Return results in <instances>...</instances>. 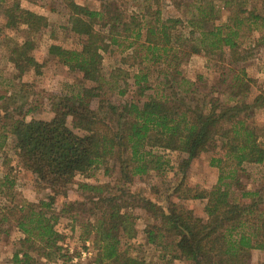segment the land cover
Here are the masks:
<instances>
[{"label":"trees","instance_id":"obj_1","mask_svg":"<svg viewBox=\"0 0 264 264\" xmlns=\"http://www.w3.org/2000/svg\"><path fill=\"white\" fill-rule=\"evenodd\" d=\"M65 1L69 15L62 30L76 44L51 45L47 55L80 74L82 87L74 95L53 97L48 120H28L31 108H10L15 93L0 96V149L12 140L20 168L33 177L36 194L42 193L28 202L9 173L0 176L1 233L5 238L12 230L19 235L11 263L71 261L62 247L67 237L58 229L66 218L70 232L78 230L79 240L91 244V264H150L129 254L137 236L133 212L138 210L151 220L143 230L144 243L159 254L161 264H249L251 251L260 252L264 264L261 191L242 188L238 179L244 166L264 163V127L256 131L251 126L264 108V91L247 101L255 82L241 67L252 57V48L243 45L254 33H260L255 45H264V13L246 10L241 0H191L182 20L163 18L160 0H132L129 13L113 2L90 10ZM225 9L228 15L218 23ZM2 14L7 27L25 26L37 33L48 26L44 17L18 4L5 6ZM106 52L136 67L131 85L143 101L105 98L128 76L120 69L104 76ZM11 53L18 77L39 68L25 42ZM196 55L224 64L214 85L218 89L201 94L203 77H184L183 66ZM117 94L123 96L124 90ZM94 99L96 109L91 108ZM166 152L185 158L177 168L182 176L167 191L164 206L129 187L151 172L162 173L169 165ZM204 154H210L208 165L219 171L209 190L188 183L184 175L190 162ZM95 171L116 178L112 183H75L76 176ZM74 185L82 201L68 199ZM186 201L202 202L204 217L195 215Z\"/></svg>","mask_w":264,"mask_h":264},{"label":"rangeland","instance_id":"obj_2","mask_svg":"<svg viewBox=\"0 0 264 264\" xmlns=\"http://www.w3.org/2000/svg\"><path fill=\"white\" fill-rule=\"evenodd\" d=\"M77 5L85 6L90 10H101L105 3L113 2L121 10L131 12L134 9V2L132 0H72ZM161 13L163 18L178 17L185 20L187 12L186 6L191 0H160ZM245 2L246 10H254L257 14L264 13V0H241ZM173 2L179 4L176 7ZM65 0H5L0 4V96L15 93L13 104L9 107H22V110L27 108L33 109L27 119L33 118L35 120H48L52 116L51 104L53 97L70 96L78 92L82 87L81 76L75 71H70L59 65L55 60L47 55V50L51 45H58L64 48L74 47L76 39L63 31L67 25V17L69 9L66 6ZM135 3H140V0H135ZM18 4V7L25 9L33 14L42 16L46 19L48 26L42 32L33 33L25 26L7 27L3 21V9L5 6H12ZM218 4L217 1L215 3ZM219 6V5H217ZM228 15V11L220 12L219 22H224ZM217 23V24H218ZM206 26H209L206 25ZM186 29L180 28V31L185 33ZM260 33H254L250 40L244 43L243 48H252L248 59L241 67L244 68L247 76L255 83L251 86V94L247 101L252 102V99L258 95L259 91H264V45H255V39H258ZM27 44V55L31 56L39 65V68L28 69L21 77H18L9 59L13 56L11 51L23 44ZM123 57L116 54L106 52L103 54L101 69L104 76L107 78L108 73L116 69L122 70L128 76L123 80L117 81V86L105 93V98L108 100H121L122 102L129 101H143V97L137 96V91L132 87V76L136 72L135 66H130L131 62L121 61ZM213 61H207L203 55L192 56L183 66L182 72L186 79L193 81L196 76H202V83L199 85L201 94H206L214 86L220 69L224 65L215 64ZM208 64V65H207ZM126 84V85H124ZM198 88V87H197ZM218 89V87H216ZM124 90V95L119 96L117 92ZM149 92L145 93V96ZM52 100V101H51ZM97 99L92 100L91 108L96 109ZM251 126L256 131H261L264 127V108L255 114L251 120ZM77 133V132H76ZM79 133V132H78ZM163 156L168 160L169 165L162 173L151 172L142 179H135L130 185L129 190L136 194L144 195L153 202L166 206L167 191L171 189L181 178L182 174L178 173V165L181 160L185 158L184 155L178 153H163ZM210 154H204L198 158L193 159L189 167L186 169L184 175L188 183L197 185L203 189L209 190L217 183L219 171L208 165ZM9 173L15 181V187L19 194L22 195L21 190L28 197L34 196L36 199L40 195L36 194L34 190V179L31 175L24 172L18 160L12 151V140L9 139L3 148L0 149V176ZM116 178V174L105 176L101 171H95L89 176H76L75 183L85 182L89 184H103L112 183ZM238 179L242 188L252 191H261L262 207L264 208V163L261 165H246L243 171L238 175ZM39 196V197H38ZM82 195L76 190V185L70 187L68 191L69 200L82 201ZM184 204L190 208L195 215L204 217L203 203L199 201H186ZM136 216L135 229L137 236L130 242L129 254L135 256L146 263L161 264L160 256L152 247L144 243L143 230L145 224L151 223L147 215L135 210L133 212ZM70 221L62 218L59 222L58 229L63 231L66 239L62 243V247L67 252L70 259L78 258L81 251H88L90 257H87L81 264H91L94 251L91 244L83 243L79 240V231L70 232ZM2 228L0 224V264H12L11 258L16 249V242L19 235L16 231H10L7 238L3 237ZM56 264H64L58 261ZM65 264H72L70 261ZM172 264H182L175 261ZM249 264H261V254L258 251L250 252Z\"/></svg>","mask_w":264,"mask_h":264},{"label":"built area","instance_id":"obj_3","mask_svg":"<svg viewBox=\"0 0 264 264\" xmlns=\"http://www.w3.org/2000/svg\"><path fill=\"white\" fill-rule=\"evenodd\" d=\"M87 257H90V253L88 251H81L78 258L71 259L72 264H81Z\"/></svg>","mask_w":264,"mask_h":264},{"label":"crops","instance_id":"obj_4","mask_svg":"<svg viewBox=\"0 0 264 264\" xmlns=\"http://www.w3.org/2000/svg\"><path fill=\"white\" fill-rule=\"evenodd\" d=\"M79 5V4H78ZM21 192H22V195H23V198L26 200V201H28V202H36V196H35V194L34 193H32L34 196H32V197H28V196H26V194L23 192V190H21Z\"/></svg>","mask_w":264,"mask_h":264}]
</instances>
